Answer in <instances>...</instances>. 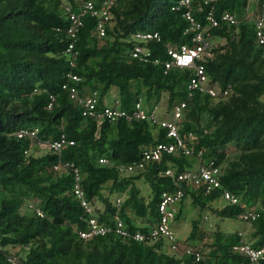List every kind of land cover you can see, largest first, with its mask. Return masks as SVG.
<instances>
[{"label": "trees", "instance_id": "1", "mask_svg": "<svg viewBox=\"0 0 264 264\" xmlns=\"http://www.w3.org/2000/svg\"><path fill=\"white\" fill-rule=\"evenodd\" d=\"M182 1L116 0L106 22L107 35L100 37L98 18L91 14L83 17L76 35L71 34L67 7L78 12L76 0H0V264H9L10 255L20 264H264V257L255 263L234 249L243 229H218L212 242L200 246L201 216L192 219L188 238L203 254L201 260L171 251L164 237H149L160 220L162 193L182 184L184 197L175 220L182 217L188 198L218 219L237 220L252 208L259 217L250 223L242 220L253 227L245 239L264 247V45L256 24L264 0H191L189 7ZM212 8L216 25L208 18ZM187 11L201 29L191 28ZM226 14L235 21L224 19ZM141 30L161 35L160 41L148 44L149 62L130 54L133 42L128 38ZM199 31L213 50L200 62L206 65L210 84L220 91L229 88L226 95L214 97L200 90L190 95L192 68L166 72L169 46H194ZM70 44L78 53L76 68L70 63ZM157 58L161 62L154 63ZM71 70L82 76L81 87L98 91L100 101L119 99L130 113L139 99L148 113L157 106L160 114L186 101L180 135L194 154L165 152L144 169L121 173V164L141 160L146 149L174 139L148 119L121 117L100 123L84 116L63 88ZM23 127H37V138L17 137ZM63 134L74 144L65 145L60 154L40 144ZM39 145L46 152L36 155ZM101 158L108 160L103 163ZM60 162L65 166L56 169ZM72 162L82 176L91 211L74 193L75 174L66 166ZM211 162L222 169L221 187L206 192L191 181L178 180L180 173ZM168 169L173 176L165 174ZM140 179L150 185L149 199L137 185ZM225 191L238 202L224 200L214 207ZM118 196L124 199L121 206L116 205ZM90 216L112 226L123 220L131 236L114 231L83 238L80 231L89 228ZM137 231L147 238H132Z\"/></svg>", "mask_w": 264, "mask_h": 264}, {"label": "built area", "instance_id": "2", "mask_svg": "<svg viewBox=\"0 0 264 264\" xmlns=\"http://www.w3.org/2000/svg\"><path fill=\"white\" fill-rule=\"evenodd\" d=\"M78 2L79 11L74 12L72 8L67 7L70 13V19L72 21V26L70 28L71 34L76 35V32L81 26H83V17L87 14H91L98 18L97 33L100 37L107 35L106 22L110 19V8L114 5L116 0H76ZM191 0H183L181 3L183 5L190 6ZM217 0H205V3L215 2ZM213 7V6H212ZM186 17L192 23V27L196 29H201L202 25L194 20L190 11L185 13ZM209 20L213 24H217V20L213 14V8L208 16ZM224 19H229L235 21L234 15L226 14ZM256 24L258 27V37L261 44L264 45V3L259 9V14L256 16ZM152 40H161V35L158 31H137L132 34L128 41L133 42V47L130 49V54L135 58H138L144 62H149L152 59V51L148 47V44ZM194 41L197 42L194 46L187 44H182L180 46H169L168 54L171 59L166 60L165 67L167 70L172 67L180 68H192L195 70L194 75L189 81L188 88L190 90V95L193 94L195 90H200L202 92H208L211 96L226 95L229 88L220 91L216 86L210 84V76L207 73L206 65L200 62V59L205 56L213 55L212 43L210 40L206 39L204 34L199 31L196 36H194ZM67 51L71 54L70 63L72 67H77V51H74V45L70 44ZM161 62L159 58L154 60V63ZM83 78L74 70H71L67 74V81L64 82L63 88L69 91L70 98L76 102V104L82 107V114L86 117H92L98 120L100 123L104 120L117 121L121 117H125L128 120L133 118L138 119H148L153 125H159L166 128V133L168 138H173L174 141L165 143L159 142L154 146L146 149L143 152V157L141 160H135L131 163L121 164L119 170L123 174L135 173L138 170L144 169L146 162L160 160L165 152L174 154L179 151H183L186 155H193L194 149L186 145L183 138L180 135V124L182 122L183 114L185 113L186 101H181L176 103L171 111L163 112L160 114V109L155 106L151 112H147L142 104V99H139L134 106V110L130 113L125 108L121 107L119 99L114 100L113 103L107 98L104 101H100L99 93L97 90L89 91L88 88L81 87L79 84L82 82ZM102 103L101 106H99ZM52 103L50 104V106ZM39 129L37 127H23L16 132L17 137H34L37 138ZM190 138L195 139L193 134H190ZM47 146L50 150L55 153H61L64 146L67 144H74V141L68 140L65 134L61 138L47 141L45 143H40ZM25 153L29 154V151ZM107 158H101V162H107ZM62 163L55 165L56 169H60ZM66 166L70 167L75 174V186L74 193L81 199L82 205L91 211V204L85 198V191L81 184L82 176L75 167V164L66 163ZM166 175L173 176L174 172L171 169L166 170ZM222 169L220 166H216L214 162L209 165H201L197 170H187L182 172L178 176L180 181H191L190 183L198 187H203L206 192H211L214 188L221 187V177ZM184 197V190L182 184H180L175 190L164 191L161 195V200L159 203L160 210V220L153 226L150 231L149 237L157 240L160 237H164L165 240L170 242V249L173 252H181L190 254L196 257L197 260L204 258L203 254L198 248L193 247L187 243H182L178 240L176 232L173 228V220H175L176 214L178 212L179 201ZM223 199L231 203L238 202L237 197L233 196L229 191L223 193ZM116 205L121 206L124 199L122 196L116 198ZM245 206V205H244ZM39 214H43L38 210ZM259 214L255 212L252 208H247L244 212L240 214V218L246 222H252L258 219ZM208 219V217H205ZM89 228L87 230L80 231V235L83 238H90L97 235H105L112 232H117L124 236H131V233L125 228L123 220H118L116 226L107 225L99 222L98 218L95 216H90L87 220ZM241 236L240 244L234 246V249L246 255L253 262L258 263L264 257V247H255L252 243L245 239V232L240 231ZM135 240L141 241L147 238L146 234L141 231H137L132 235ZM9 264H20L18 257L14 255L9 256ZM212 264H216L212 262Z\"/></svg>", "mask_w": 264, "mask_h": 264}, {"label": "rangeland", "instance_id": "3", "mask_svg": "<svg viewBox=\"0 0 264 264\" xmlns=\"http://www.w3.org/2000/svg\"><path fill=\"white\" fill-rule=\"evenodd\" d=\"M255 4L252 3L251 11L254 9ZM250 17L253 16L252 13L249 14ZM116 92V90H115ZM168 103L167 96L163 98V102L161 106L163 108H166V105ZM36 155H41L46 152V148L42 145H39L37 148L33 151ZM137 185L140 187L142 191V195H144L147 199L151 197V188L150 185L144 181V179H140L137 181ZM222 202H224V199L220 200V203H216L214 207H219ZM201 212V213H200ZM201 214V215H200ZM203 215V216H202ZM207 215L209 216L208 219H203V217ZM202 220V239H199V245L205 243H210L215 239V232L220 230H231V231H237L240 229H243L245 231V234H248L251 230H253V227L251 224H246L240 219L237 220H231V219H218L216 215H213L212 212L206 210V211H200L197 209L194 204L192 203L191 198H188L186 200V206L184 207L182 217L179 220H173V227L176 232L177 237L182 242L184 241L185 235L188 232L189 228L192 229V219L195 217H200ZM181 226V227H179ZM201 236V235H200ZM185 244V242H182Z\"/></svg>", "mask_w": 264, "mask_h": 264}, {"label": "crops", "instance_id": "4", "mask_svg": "<svg viewBox=\"0 0 264 264\" xmlns=\"http://www.w3.org/2000/svg\"><path fill=\"white\" fill-rule=\"evenodd\" d=\"M179 227H181V226H179ZM191 230H192V229L189 228L188 232H187L186 235H185L184 241H182V242H187V243H188V238H189V236H190ZM177 238H178V237H177ZM178 239H179V238H178Z\"/></svg>", "mask_w": 264, "mask_h": 264}, {"label": "clouds", "instance_id": "5", "mask_svg": "<svg viewBox=\"0 0 264 264\" xmlns=\"http://www.w3.org/2000/svg\"><path fill=\"white\" fill-rule=\"evenodd\" d=\"M207 215H205V217H206ZM204 217V218H205ZM207 217H209V216H207ZM206 219V218H205ZM240 220H242L241 218H240ZM246 222V221H245ZM245 232V231H244ZM179 240V239H178ZM180 241V240H179ZM181 242V241H180ZM185 243H187V242H185ZM187 244H189V243H187ZM190 245V244H189Z\"/></svg>", "mask_w": 264, "mask_h": 264}]
</instances>
